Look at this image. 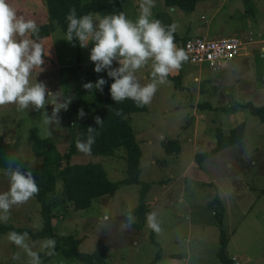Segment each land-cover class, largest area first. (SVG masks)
I'll use <instances>...</instances> for the list:
<instances>
[{
  "label": "rangeland",
  "instance_id": "374dc122",
  "mask_svg": "<svg viewBox=\"0 0 264 264\" xmlns=\"http://www.w3.org/2000/svg\"><path fill=\"white\" fill-rule=\"evenodd\" d=\"M141 2L122 0L129 19L138 18ZM8 3L18 17L33 20L38 27L49 23L44 0H8ZM161 13L172 19L181 37L240 36L257 42L264 39V0H206L193 13L168 8L164 0H154L152 18ZM100 18L94 14L95 20ZM254 31L263 35H248ZM42 42L47 59L45 71L36 74L37 81L45 82L50 91L57 93L46 105L48 116L68 98L95 101L94 89L88 92L83 84L109 78L106 72H94V64L89 60L92 44L79 50L76 41L67 42L61 30L52 32ZM246 52L249 54L244 56ZM117 66L114 63L113 67ZM151 70L149 62L136 73L141 85L151 82ZM178 74L179 82L167 78L166 83L158 85L146 112L125 117L142 149L140 181L153 183L146 204L148 213H157L161 233L149 229L146 219L140 230L134 227L139 223L137 218L131 229L121 228L126 211L139 206L142 184L121 186L114 196L94 199L86 210H75L71 205L58 207L53 220L55 231L78 239L79 250L85 253L105 247V260L109 264H221L217 258L221 229L214 216L216 208H210V202L218 197L225 209L223 230L229 239L228 256L238 264H264V123L247 109L225 110L248 102L264 106V51L259 44L247 46L219 72L187 60ZM71 103L66 111L62 109L58 113L60 125L46 123L43 109L30 107L21 111L15 105L0 107V135L10 143L19 138L21 156L36 164L42 160L32 149L36 128L40 136L53 139L62 155L74 145V154L63 165L99 163L111 182L125 179L124 149L114 156L85 155L77 150L76 141L84 139L75 125L81 118ZM200 110L206 114L200 118L202 131L196 123ZM242 122L246 123V135L241 143L201 164L195 162L197 154L211 151L207 142L216 136L218 128L228 125L222 132L229 133V128ZM174 139L181 143V152L176 156L164 149V143ZM9 187L6 171L0 169V193ZM40 208L33 198L24 205L14 206L10 218L0 223L39 231ZM9 233L12 232L0 236V264H30L27 252L9 240ZM28 238L29 247L39 255L41 264H80L60 252L54 254L55 246L45 247L48 240Z\"/></svg>",
  "mask_w": 264,
  "mask_h": 264
},
{
  "label": "clouds",
  "instance_id": "9594fccd",
  "mask_svg": "<svg viewBox=\"0 0 264 264\" xmlns=\"http://www.w3.org/2000/svg\"><path fill=\"white\" fill-rule=\"evenodd\" d=\"M154 0H142L140 13L133 21L123 12L105 15L95 20L89 13L77 17L75 8L69 10L66 39L75 40L81 48L92 44L89 60L94 64V72L107 73L113 82L110 85L111 99L116 103L125 100L133 101L137 107H144L152 102L158 85L167 82L173 72L179 71L188 60L184 49L178 48L174 33L177 25L165 26L158 19L152 18ZM35 37V38H33ZM50 52L47 53L49 57ZM46 53L40 37V29L35 21L25 20L17 16L16 10L8 0H0V107L15 105L18 110L34 108L44 110L46 123L60 125L58 113L67 110L72 102L68 98L64 103L53 108L49 117L46 105L49 98L57 93L50 91L43 81H37V73L45 71ZM151 62V82L141 85L136 73ZM114 63L118 65L113 67ZM35 76V79L33 77ZM107 83L99 78L95 84H83V89L91 92L93 89L103 92ZM121 115L119 111L116 113ZM85 116L84 110H78V118ZM95 123L101 127L103 121L95 117ZM95 128L87 129V139L76 141L79 152L90 155L95 143ZM9 178V190L0 193V220L7 221L14 206H21L39 194V187L31 168H25L15 155L7 158L5 169ZM122 230L131 229L136 223L133 209L124 214ZM107 219V217H105ZM146 225L153 232L160 234L161 223L157 213L146 214ZM9 240L17 247L24 249L31 258L30 264H41L39 255L31 251L28 244V234L12 232ZM55 241L49 239L45 247L54 248ZM52 255V252L48 253ZM15 258V257H14Z\"/></svg>",
  "mask_w": 264,
  "mask_h": 264
},
{
  "label": "trees",
  "instance_id": "16d2710c",
  "mask_svg": "<svg viewBox=\"0 0 264 264\" xmlns=\"http://www.w3.org/2000/svg\"><path fill=\"white\" fill-rule=\"evenodd\" d=\"M47 6L49 23L39 27L41 39L48 38L52 32L61 30L67 33L68 21L66 19L69 10L75 8L77 17L93 13L101 18L105 15L119 14L123 12L128 17L122 0H44ZM206 0H164L168 8H178L184 12L193 13L200 2ZM165 13L158 14V19L166 27L174 24L172 19L167 18ZM168 16V15H167ZM175 43L183 47L186 42L194 37H181L174 33ZM240 37V36H239ZM35 38V37H33ZM241 39H246L242 38ZM77 43V42H76ZM80 50V46L77 43ZM87 72V69H85ZM89 70V69H88ZM94 74V73H93ZM91 74V76L93 75ZM170 79H178L170 77ZM96 81V80H95ZM103 87V92L94 89L95 101L84 100L72 101V109L78 113L83 109L85 116L75 125L77 126L82 139H87V129L95 128L98 134L95 135V143L92 145L91 153L94 156H114L117 151L124 149L127 162L126 178L118 182H111L102 164L85 163L63 165V161H69L75 152L74 145L70 152L62 155L51 137H42L39 131L33 129L32 149L36 157H41L39 163L33 164L21 156V140L18 138L15 143H10L0 135V169L7 167V158L15 155L18 161L25 167L31 168L33 176L39 187V194L35 197L40 204V214L42 218V228L39 231H31L25 228H16L13 225L0 223V236L8 232L19 234L27 233L32 240H54V254L60 252L65 258L79 262L80 264H109L105 260L106 248L92 253H85L79 250L80 241L72 235L61 236L55 231L53 220L56 218L55 210L58 207L71 205L75 210H86L92 206L93 200L103 196H114L121 186L141 185L139 206L133 209L135 217L139 220L134 227L142 229L146 214L149 212L146 204L147 195L153 183H141V159L142 149L136 140V136L131 124L126 120V116L131 113L146 112L148 105L137 107L131 100H125L116 104L110 96V85L113 82L110 78ZM249 110L264 123V106H255L251 102L239 104L226 111L237 110V108ZM240 108V109H241ZM117 111L121 115H117ZM99 116L103 125L99 127L95 123V117ZM246 135V123L242 122L232 128L228 134H224L218 128L216 133L215 147L206 153L196 155L195 162L201 164L204 160L226 148L241 143ZM164 149L169 155H178L181 152V143L178 139L168 140L164 143ZM264 194V189L262 190ZM214 209L215 217L221 229L220 249L217 258L221 264H238L236 259H231L227 253L229 239L223 228L225 209L218 197L210 202V208ZM125 217V216H124ZM54 255H51L53 257Z\"/></svg>",
  "mask_w": 264,
  "mask_h": 264
},
{
  "label": "built area",
  "instance_id": "2783aa9c",
  "mask_svg": "<svg viewBox=\"0 0 264 264\" xmlns=\"http://www.w3.org/2000/svg\"><path fill=\"white\" fill-rule=\"evenodd\" d=\"M254 44H259L264 51V39L257 42L254 38L241 39L239 36L218 39L200 36L188 40L183 47L176 45L184 49L191 63L219 72L226 62L234 60L247 46Z\"/></svg>",
  "mask_w": 264,
  "mask_h": 264
},
{
  "label": "crops",
  "instance_id": "0c3cea01",
  "mask_svg": "<svg viewBox=\"0 0 264 264\" xmlns=\"http://www.w3.org/2000/svg\"><path fill=\"white\" fill-rule=\"evenodd\" d=\"M258 34V35H263L261 32H250L248 35L249 36H251L252 34ZM247 54H249L248 52H246L245 54H244V56H247ZM176 75H179L178 74V71H176V72H173L172 74H170L169 76L170 77H177ZM150 76H151V74H150ZM144 78H145V76H144ZM196 81H198V78H196L195 79ZM160 87V86H159ZM198 91H200V89L198 90ZM196 101H199V98H197V100ZM195 111H196V109H195ZM197 112H198V110H197ZM198 115H199V120H197L196 121V123L198 124V128H200V131H202V129H203V124H201L202 122L200 121V118L202 119L206 114H205V111H203V110H200V112L199 113H197ZM198 117V116H197ZM229 126L228 125H224L223 127H222V129L224 130L225 128H228ZM202 128V129H201ZM231 129L229 128L227 131H230ZM224 134H228L226 131L225 132H223ZM189 141H191V140H189ZM215 142H216V136H213V137H210L209 138V140H208V142L207 143H209V144H211V150L215 147ZM218 154V153H217ZM190 166V165H189ZM235 259V258H234Z\"/></svg>",
  "mask_w": 264,
  "mask_h": 264
}]
</instances>
